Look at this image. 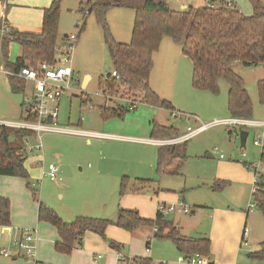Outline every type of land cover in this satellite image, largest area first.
Here are the masks:
<instances>
[{
	"label": "rangeland",
	"instance_id": "1",
	"mask_svg": "<svg viewBox=\"0 0 264 264\" xmlns=\"http://www.w3.org/2000/svg\"><path fill=\"white\" fill-rule=\"evenodd\" d=\"M232 1L237 11L245 16L252 15L249 0ZM260 2L264 5V0ZM3 15H8L7 10H4ZM82 16L83 14L78 12V0H60L58 36L78 35L79 39L72 57L73 70L81 79L89 76L90 81L87 80L82 93L76 94L78 96H64L60 100L57 127L94 133L104 138H91V142L87 143L88 139L84 136L42 133L40 154L43 157V166L47 168V165L52 163L58 169L62 167V170L57 173V182L50 181L40 173L29 180L38 199L52 208L66 223L74 222L78 215L114 221L117 212L124 207L138 211L143 219L156 221L155 213L159 205L165 204L169 207L181 203L182 206L189 208L188 214H184L182 208L176 207L174 212L163 216L162 220L174 222V227L190 238L206 237L205 231L209 226L206 218L207 209L201 207L233 208L237 202L245 212L250 207L248 219L245 220L246 227L250 229L249 246L239 247V263L264 264L248 259V254L258 251L264 239V218L251 196L254 189V172L246 170L242 164H256L258 171L263 173L259 156L264 148V137L262 138L264 128L213 125L185 145H175L180 151L185 148L186 159L182 166L176 169L177 163H174L168 172L158 173L157 151L162 146L148 142L153 139L150 135L151 123L174 125L181 135L185 133L187 127L195 128L230 119L232 116L227 105V85L220 81L218 84L220 91L217 95L206 90L194 89L191 83L190 61L181 56L179 46L164 39L154 54L149 83L159 98L170 102L182 117L175 119L169 111L142 103L141 96L134 97L137 107L133 110L129 109L130 102L121 101L120 93L119 95L107 93V98L102 97L99 83L111 74L112 65L104 45L102 28L95 16L90 14L83 20ZM105 21L115 41L129 43L134 21L133 11L111 9L107 12ZM24 26L25 24L21 23L18 27ZM18 52V45L12 43L8 53L12 62L15 61ZM2 66L0 59V69ZM233 71L243 79L252 103L250 120H264V105L259 103L256 86L258 81L264 79V66L244 68L240 64H235ZM108 91L110 92V89ZM24 101L30 102L29 90L23 93L11 91L7 77L0 73V120L22 122L24 114L21 105ZM117 104L126 109L120 116L101 115L100 107L114 109ZM241 132L247 133L244 149L240 148ZM59 136L80 140L62 141ZM257 141L261 144L255 145ZM35 143L37 140L34 135L29 139V145ZM108 152L117 153V157L108 158ZM220 155L223 156L222 159ZM31 157L27 158V168ZM221 162L230 163L234 168L236 164L244 168L245 181L236 185V181L219 179L218 177L230 173L236 175V169L231 172L228 167L220 165ZM36 168L40 169L39 166ZM123 182H127V187L121 195ZM138 184L147 186L143 191H134ZM241 184L242 187L239 188ZM193 211L195 214H192ZM114 230L119 231L116 228ZM119 232H121L119 240L126 234L133 235L141 237L145 243L149 242V247L155 240L153 230L142 232V235L139 231ZM145 245L141 248L145 249ZM2 249L7 247L4 244L2 246L0 242V250ZM208 261L209 259L206 260ZM155 264H166V261L159 260Z\"/></svg>",
	"mask_w": 264,
	"mask_h": 264
},
{
	"label": "trees",
	"instance_id": "2",
	"mask_svg": "<svg viewBox=\"0 0 264 264\" xmlns=\"http://www.w3.org/2000/svg\"><path fill=\"white\" fill-rule=\"evenodd\" d=\"M253 13L245 16L234 8L218 7L214 10L187 7L184 10H172L168 0H78V12L85 16L93 14L103 31L112 71H116L118 80L107 76L99 83L102 93L107 96L119 95L122 102H135L134 97L141 96L142 103L158 109L175 112L171 104L152 91L149 80L153 71V56L158 51L162 40L167 39L181 49L182 55L190 61L192 67L191 83L194 89L206 90L217 95L219 82L227 85V105L232 119L250 120L252 103L245 89L243 79L233 71L235 64L244 68L264 66V5L260 0H249ZM114 8L134 12V21L129 43H118L111 36L105 16ZM87 12V15L85 13ZM60 17V0H52L44 8L39 34L11 31L1 37L0 55L4 69L17 73L22 67L36 68L39 64H51L54 49L58 43V25ZM16 43L21 48V55L14 62L8 61V47ZM10 90L23 93L30 86L16 78L8 77ZM117 82V83H116ZM117 84V88H116ZM257 95L264 105V79L257 82ZM110 89V92L108 89ZM126 96V97H124ZM132 99V100H130ZM24 103H27L24 101ZM22 103L23 121L34 123L29 104ZM91 106V105H90ZM89 106V107H90ZM101 115L120 116L126 109L119 104L114 109L100 107ZM176 113V112H175ZM178 113V112H177ZM5 121V120H3ZM153 139H171L179 135L174 126H162L151 123ZM30 130L15 129L0 125V176L17 177L26 181V188L32 199L38 204L37 219L46 222L57 231L60 242L55 250L62 254L71 252L75 243L87 232L99 236L113 249L117 245L108 241L105 231L109 226L133 233L140 229L154 230L153 237L170 242L183 255L184 259L198 255L209 257L210 240L206 237L190 238L183 236L172 223L163 222L157 211L156 221L143 219L136 210L118 211L116 219H95L77 217L74 222L66 223L50 207L44 205L32 188L29 175L25 169L27 159L23 141L31 139ZM185 145V143H183ZM23 147H22V146ZM157 172L166 173L170 166L177 163L178 169L186 159L185 148L180 151L177 146L159 148L157 151ZM175 163V164H174ZM263 173L252 193V199L264 218V148L259 156ZM177 172V171H176ZM148 183V182H142ZM147 184H138L136 190L143 191ZM127 182L121 185L124 194ZM10 203L0 199V227L9 225ZM160 221V222H159ZM149 246V242L146 243ZM252 261L264 262V239L260 249L248 254ZM131 264H153L150 259H133Z\"/></svg>",
	"mask_w": 264,
	"mask_h": 264
},
{
	"label": "crops",
	"instance_id": "3",
	"mask_svg": "<svg viewBox=\"0 0 264 264\" xmlns=\"http://www.w3.org/2000/svg\"><path fill=\"white\" fill-rule=\"evenodd\" d=\"M51 2L52 0H0V16H2L1 17L2 22L5 23L9 31L11 30L21 33L39 34L41 32L43 10L44 8L48 7L51 4ZM168 4L169 7L175 11L184 10L187 7H192L194 9L205 7L204 0H168ZM4 10L5 11L7 10L8 15H3ZM21 23L25 24V26L22 28L18 27L19 24ZM1 37L2 36L0 34V42H1ZM121 41L120 42L116 41V42L125 44L124 41L123 42ZM9 47H11V44L9 45ZM9 47H8V53H9ZM20 55H21V48L19 47V52L15 60L19 58ZM181 56L185 58L182 55V53ZM8 61L12 62L11 57H9V55H8ZM2 69H4V66H2ZM0 73L1 75L5 76L2 72ZM85 78H88L87 80L90 81L89 76H84L81 79L82 86H84L83 82L85 81ZM7 82H8V77H7ZM151 89L154 92V89L152 87ZM173 109L175 110L174 107ZM175 112L177 111L175 110ZM253 122H261V121H253ZM156 124L166 126L161 123L160 124L156 123ZM169 126H174V125H169ZM58 138L62 141L74 140L76 142V140L78 141L80 140L79 138H71V137L63 138V136H59ZM90 142L91 140H87V143ZM28 143H29V139H28ZM159 148H164V147H159ZM108 153H109L108 158L114 159L117 157V153L115 152H108ZM26 156L27 158L32 156L31 160L28 162L29 167L27 168V159L24 164L30 180L32 178H35V176L39 173L41 174V176H43V172L47 168L44 167L42 164L43 162L42 155L39 152H33L31 154H27ZM59 158L57 159L59 160ZM219 164L223 165L224 167H228L231 172H234L236 169V175L234 173H230L225 176L218 177L219 179H224L226 181H231V182L236 181V185H239V183L245 181L246 172H244V168H242L240 165L236 164V168H234L231 167L233 165H231L230 163L221 162ZM36 166H39L40 169H37ZM59 170L61 171L62 167H59L58 172ZM32 172L34 173V175ZM29 173H31V175ZM136 186L138 187V185ZM241 187L242 184L239 186V188ZM251 196H252V192H251ZM2 198L7 199L10 203V217H9V225L6 227H0V242L2 246L4 244L5 247H7V249H2V250L11 251L12 257L10 259L4 258L0 253V264H116V252H121V254L126 256V258H128L129 260L147 258L150 259L153 264L157 263V261L159 260L166 261V264L167 262H170L169 264H185L183 255L180 254L170 242L155 239L150 247L145 245V249H143L141 248V246H143L146 243L145 241H142L141 237H136L133 235L127 236L126 234L124 236H121L122 239L119 240L118 236L121 235V232H119L121 231V229L114 226H109L106 229L105 236L108 241H112L117 245L118 247L117 249H113L112 247H110L108 245V242L103 241L96 234L87 232L80 241L74 244L70 253L68 254L59 253L55 250V245L60 242L57 231L50 224L46 222H41L37 219L38 204L36 202H35L36 204L34 203L29 190L26 189L25 180L17 177L0 176V199ZM176 205H172V206H175L176 208ZM201 208L207 209L206 218L208 219L209 226L208 228H206L205 236L210 240V255L208 257L209 263L236 264V262H238V264H240L238 249L240 247L242 231L244 230V228H248L246 227L245 220L246 218L248 219L247 213L249 209H247V212H245V210H243L241 207L237 205V202H236V207L233 208L217 207V206L211 208H206V207H201ZM122 210H134V209H130L129 207H124ZM156 213H155V217H156ZM192 214H195V212L193 211ZM79 216L81 215H78L77 217ZM162 221L167 222L165 220ZM171 223L173 224V226L175 225L174 222ZM27 228H35L38 230L39 241L37 244L35 259H27V258H23L22 256L16 258L15 252L17 251L14 250V248L11 245L12 239L19 235L18 230H23ZM115 228L119 231L114 230ZM138 231L139 234L142 235L141 234L142 232H146L149 230L140 229L137 230L136 232ZM183 236L188 237L187 235H183ZM248 244H249V237H248ZM125 247H127L126 252H125ZM147 248H149L148 251L146 250ZM2 250H0V252ZM159 256H161L162 258H157Z\"/></svg>",
	"mask_w": 264,
	"mask_h": 264
},
{
	"label": "built area",
	"instance_id": "4",
	"mask_svg": "<svg viewBox=\"0 0 264 264\" xmlns=\"http://www.w3.org/2000/svg\"><path fill=\"white\" fill-rule=\"evenodd\" d=\"M205 8L208 10H214L218 7L234 8V3L232 0H204ZM87 15V12L85 13ZM82 26V24H81ZM10 32L6 27L4 22L0 23V34L1 36ZM78 35H68L62 38H59L58 43L54 49V59L51 64L42 63L39 64L36 68L31 67H22L18 70L17 73H11L7 70L0 69L6 77H16L30 86V102H27L30 107V114L35 118L36 122L30 123L26 121L22 122H8L0 120V125L22 129L30 130L34 133L37 143L35 145H29L28 139L23 141L24 152L31 154L33 152L42 151V142L41 134L42 133H55L63 135H76L84 136L88 140L91 138H104L103 136L88 133L83 131H71L63 128L57 127V118L59 114V103L64 96L76 95L82 93V80L79 78V75L74 72L72 66V57L76 44L78 42ZM111 78L115 80L119 79L116 71H111ZM101 96L107 98L105 93H101ZM136 102H130L129 109L133 110L137 106ZM175 119L182 117L179 113H172ZM213 125H224V126H260L264 128V121L253 122L247 120H238V119H226L222 121H215L210 124H204L196 126L195 128L187 127L186 133L178 135L175 138L171 139H158V140H148L149 143L168 147L183 144L191 140L192 138L198 136L203 131L207 130ZM264 137V131L262 133V138ZM255 145H260L259 141L254 143ZM241 157L244 158V155L241 154ZM220 158H223L220 155ZM241 164V163H240ZM246 170L254 172L253 185L254 189L252 193L256 190V187L259 183V175L261 174L258 171V166L256 164L242 163ZM260 164V163H259ZM58 168L54 164H49L47 169L43 172V176L47 177L52 182H57L58 180ZM176 207L182 208L184 214L189 213V208H186L180 204ZM250 209V207L248 208ZM175 210V206L166 207L165 205L158 206V212L161 217L166 216L172 213ZM155 231V229L153 230ZM19 235L12 239L11 245L16 250V258L22 256L27 259H35L37 244L39 241L38 230L35 228H27L23 230H18ZM250 230L244 228L242 231L240 247H248V237ZM149 248L146 250L148 251ZM1 255L4 258H11L12 254L9 250H2ZM206 257H201L198 255L191 256L190 258L184 259L185 264H210ZM131 264L132 260H129L121 254V252H116V264Z\"/></svg>",
	"mask_w": 264,
	"mask_h": 264
},
{
	"label": "water",
	"instance_id": "5",
	"mask_svg": "<svg viewBox=\"0 0 264 264\" xmlns=\"http://www.w3.org/2000/svg\"><path fill=\"white\" fill-rule=\"evenodd\" d=\"M87 79L88 78H85V81L83 82V85L86 84V80ZM82 90H84L83 86H82ZM76 96H78V95H74V97H76ZM246 137H247V133L246 132H241L240 133V148L241 149H244Z\"/></svg>",
	"mask_w": 264,
	"mask_h": 264
}]
</instances>
